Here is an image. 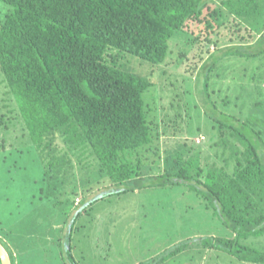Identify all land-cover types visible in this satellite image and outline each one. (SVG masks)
<instances>
[{
    "label": "trees",
    "instance_id": "obj_1",
    "mask_svg": "<svg viewBox=\"0 0 264 264\" xmlns=\"http://www.w3.org/2000/svg\"><path fill=\"white\" fill-rule=\"evenodd\" d=\"M0 2L12 7L0 24V128L23 123L44 167L49 197L63 190L87 159L93 160L97 176L125 188L120 195L183 186L235 234L230 240H206V247L264 264V253L242 243L264 234V121L244 120L243 113L235 112L215 118L212 129L231 151L226 167L204 166L198 155L173 164L167 160L162 171L161 124L151 116L149 103L156 84L113 59L118 53L157 67L171 63L178 32L210 35L222 14L212 0ZM222 2L249 25L264 16V0ZM246 33L241 40L250 43L252 33ZM236 52L229 49L226 55ZM263 56L264 50L240 54L245 59ZM187 248L177 247L161 263Z\"/></svg>",
    "mask_w": 264,
    "mask_h": 264
},
{
    "label": "rangeland",
    "instance_id": "obj_2",
    "mask_svg": "<svg viewBox=\"0 0 264 264\" xmlns=\"http://www.w3.org/2000/svg\"><path fill=\"white\" fill-rule=\"evenodd\" d=\"M222 1L212 0L222 14L210 35L176 34L171 63L157 67L132 56H113L156 84L149 103L151 116L161 124L162 171L167 160L173 164L198 155L204 166L226 167L231 151L212 129L215 118L235 112L243 113L244 120L264 121V56L240 57L264 50V16L249 25ZM11 11L0 2V24ZM246 29L252 33L250 43L241 40ZM229 49L238 55L228 57ZM2 81L0 74V87ZM15 122L0 128V239L15 264H254L204 245L206 240L234 239L235 234L183 186L120 195L125 188L97 176L93 160L87 159L63 190L49 197L38 152L23 123ZM242 243L264 253V234ZM184 244L186 250L161 263Z\"/></svg>",
    "mask_w": 264,
    "mask_h": 264
},
{
    "label": "water",
    "instance_id": "obj_3",
    "mask_svg": "<svg viewBox=\"0 0 264 264\" xmlns=\"http://www.w3.org/2000/svg\"><path fill=\"white\" fill-rule=\"evenodd\" d=\"M0 257L2 259V264H13L9 251L1 241H0Z\"/></svg>",
    "mask_w": 264,
    "mask_h": 264
},
{
    "label": "crops",
    "instance_id": "obj_4",
    "mask_svg": "<svg viewBox=\"0 0 264 264\" xmlns=\"http://www.w3.org/2000/svg\"><path fill=\"white\" fill-rule=\"evenodd\" d=\"M14 249V248H13ZM18 257V256H17Z\"/></svg>",
    "mask_w": 264,
    "mask_h": 264
}]
</instances>
